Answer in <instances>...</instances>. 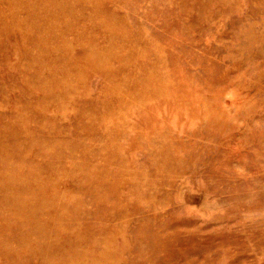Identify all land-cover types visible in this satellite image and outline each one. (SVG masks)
Wrapping results in <instances>:
<instances>
[{
	"label": "rangeland",
	"instance_id": "1",
	"mask_svg": "<svg viewBox=\"0 0 264 264\" xmlns=\"http://www.w3.org/2000/svg\"><path fill=\"white\" fill-rule=\"evenodd\" d=\"M0 264H264V0H0Z\"/></svg>",
	"mask_w": 264,
	"mask_h": 264
},
{
	"label": "bare ground",
	"instance_id": "2",
	"mask_svg": "<svg viewBox=\"0 0 264 264\" xmlns=\"http://www.w3.org/2000/svg\"><path fill=\"white\" fill-rule=\"evenodd\" d=\"M224 31V29L222 30V32ZM186 191H188V190H186ZM190 191V190H189ZM186 194V193H185ZM188 196V195H187ZM194 196V195H193ZM203 196V195H202ZM191 197V196H190ZM187 198H189V196L187 197ZM193 198V197H192ZM196 200H197V198H196ZM186 201H189V200H186ZM202 201V200H201ZM190 202V201H189ZM193 202V201H192ZM191 203V202H190ZM193 204V203H192ZM198 205V204H197ZM199 205H200V203H199Z\"/></svg>",
	"mask_w": 264,
	"mask_h": 264
}]
</instances>
